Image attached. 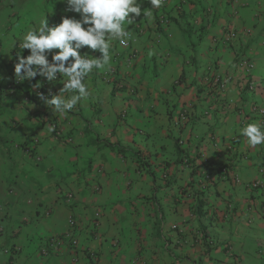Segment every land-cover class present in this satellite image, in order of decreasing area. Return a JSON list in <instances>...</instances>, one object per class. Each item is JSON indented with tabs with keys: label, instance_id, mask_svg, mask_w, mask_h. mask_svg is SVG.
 Wrapping results in <instances>:
<instances>
[{
	"label": "crops",
	"instance_id": "crops-1",
	"mask_svg": "<svg viewBox=\"0 0 264 264\" xmlns=\"http://www.w3.org/2000/svg\"><path fill=\"white\" fill-rule=\"evenodd\" d=\"M138 2L126 44L112 41L110 66L61 115L37 97L43 77L15 67L29 30L80 14L66 0H0V264H264V187L251 186L264 144L242 134L264 127V0ZM59 94L78 95L67 76L46 86ZM70 216L77 247L42 256Z\"/></svg>",
	"mask_w": 264,
	"mask_h": 264
},
{
	"label": "clouds",
	"instance_id": "clouds-1",
	"mask_svg": "<svg viewBox=\"0 0 264 264\" xmlns=\"http://www.w3.org/2000/svg\"><path fill=\"white\" fill-rule=\"evenodd\" d=\"M66 3L68 10L79 13L81 19L65 17L55 27H49L44 19L38 30H29L24 35L20 47L30 50V55L21 57L15 67L16 77L21 80H30L37 75L46 77L50 82L60 75L68 77L70 87L78 95L67 101L60 94L50 99L41 96L61 115H66L81 99H87L89 93L83 83L84 77L94 70L110 66L112 41L126 44L129 31L124 25H132L135 18L141 16L138 0H66ZM149 3L152 6L150 9H159L164 0H149ZM150 9L143 15L151 17ZM84 47L99 50L102 58L81 55L80 50ZM48 54H51V62ZM242 134L253 147L264 144V127L260 124H248L242 129Z\"/></svg>",
	"mask_w": 264,
	"mask_h": 264
},
{
	"label": "built area",
	"instance_id": "built-area-1",
	"mask_svg": "<svg viewBox=\"0 0 264 264\" xmlns=\"http://www.w3.org/2000/svg\"><path fill=\"white\" fill-rule=\"evenodd\" d=\"M169 0H164V3L163 4H166L168 3ZM162 23L164 24H169L170 21L169 19H163L162 18ZM119 56V55H117ZM134 58V56H130L129 58H127V62L128 63H131L132 62V59ZM51 62V61H50ZM116 73L117 71L116 70H112L110 72H107L104 77H103V80L105 82H109L110 79L114 76H116ZM63 75H60L59 78L55 81H52V82H57V81H60L62 79ZM43 80L45 82V85H41V88H39V90L37 91L38 94H37V97L40 99L41 96H46V86L48 83H50V81L47 80L46 77H43ZM16 84L15 85H11L9 87V90L11 92H15L16 90ZM257 114H259L260 116H262V118H264V110L263 109H257ZM64 142H71V139L70 138H67L66 141ZM27 150L29 151L30 150V147L27 148ZM259 172L262 174V176L264 177V167H262ZM222 173L224 175H227V170L226 169H223L222 170ZM253 188H261V187H264V180H259V181H256L254 182L252 185H251ZM96 190H99L98 187H96ZM73 199V195L72 194H69L68 197H67V200L68 202H71V200ZM4 211L3 207H0V215L1 213ZM1 217V216H0ZM68 224H69V227H70V231L65 233L64 235L60 236V237H52L51 239L47 240L44 245L42 246L41 248V254L42 256L44 257H51L52 255H54V253H56L59 248L62 246L63 243H66V242H69L70 245L74 248V247H77L78 245V241L77 239L74 237V229H75V219L70 216L68 217ZM20 251V248L17 247V246H13L9 249L6 250L7 253H10L12 255H16L18 254Z\"/></svg>",
	"mask_w": 264,
	"mask_h": 264
}]
</instances>
